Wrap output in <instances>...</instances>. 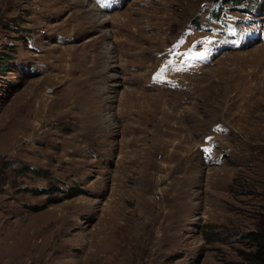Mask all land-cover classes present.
<instances>
[{
    "label": "rangeland",
    "instance_id": "obj_1",
    "mask_svg": "<svg viewBox=\"0 0 264 264\" xmlns=\"http://www.w3.org/2000/svg\"><path fill=\"white\" fill-rule=\"evenodd\" d=\"M112 1L0 0V264H254L264 8Z\"/></svg>",
    "mask_w": 264,
    "mask_h": 264
},
{
    "label": "trees",
    "instance_id": "obj_2",
    "mask_svg": "<svg viewBox=\"0 0 264 264\" xmlns=\"http://www.w3.org/2000/svg\"><path fill=\"white\" fill-rule=\"evenodd\" d=\"M220 1H222V3H228V2H237L239 0H220ZM7 61H8L7 58H2V60H0V65L2 68H5ZM33 191L39 193V192H44V189L36 187L33 188ZM81 191L83 190L78 186V187H70L68 192L63 191V193L65 192L64 197H70L79 194ZM30 207H32L33 209H39L41 205H30ZM255 251H256L254 256L255 258L253 260L254 264H264V242L260 241Z\"/></svg>",
    "mask_w": 264,
    "mask_h": 264
},
{
    "label": "bare ground",
    "instance_id": "obj_3",
    "mask_svg": "<svg viewBox=\"0 0 264 264\" xmlns=\"http://www.w3.org/2000/svg\"><path fill=\"white\" fill-rule=\"evenodd\" d=\"M82 1H87V0H82ZM94 6V5H93ZM95 7V6H94ZM96 8V7H95ZM95 8H93V7H91V10H89L93 15L95 14V13H97L96 15H98V13L100 14V12L97 10V8H96V10H97V12H93V10L95 11ZM102 13V12H101ZM103 14H109V13H103ZM100 16V15H99ZM107 50V49H106ZM108 60H112V58L110 57V56H108ZM110 62V61H109Z\"/></svg>",
    "mask_w": 264,
    "mask_h": 264
}]
</instances>
